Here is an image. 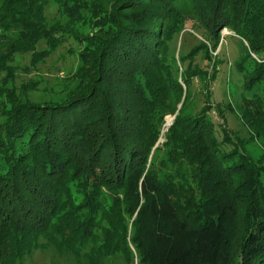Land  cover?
<instances>
[{"label":"trees","instance_id":"obj_1","mask_svg":"<svg viewBox=\"0 0 264 264\" xmlns=\"http://www.w3.org/2000/svg\"><path fill=\"white\" fill-rule=\"evenodd\" d=\"M186 1L0 0V264H18L42 240L70 264H264V159L213 101L216 71L202 106L186 112L208 71L196 57L214 67L206 40L216 50L228 27L241 40L243 88L263 90L239 114L227 107L264 134V0ZM190 20L203 39L179 54L185 90L173 54ZM88 23L92 36L82 34ZM69 37L87 41L80 63L50 82L40 65Z\"/></svg>","mask_w":264,"mask_h":264},{"label":"rangeland","instance_id":"obj_2","mask_svg":"<svg viewBox=\"0 0 264 264\" xmlns=\"http://www.w3.org/2000/svg\"><path fill=\"white\" fill-rule=\"evenodd\" d=\"M185 7L189 8L190 0L186 1ZM56 10V6H52L50 12L51 16L54 14ZM90 23L84 25L83 35L84 36H92L93 32H95L96 26H92ZM81 27V25H78ZM192 27V21H188L186 30L179 33L176 37V47L177 49L174 52L175 56V65L178 68V78L184 85V89H187V85L185 83L184 78L182 77V73L184 72V68L181 62V57L179 54L187 55L194 48L199 46L201 39H203V31L200 29L194 30ZM70 38V39H69ZM68 42H66L59 51L54 53L52 56L46 59V61L40 65L39 75H43V78H48L51 80L50 82L55 83V79H63L67 77V74L75 71L80 63L79 54L81 50L86 48L87 41L81 43L80 40L76 38L69 37ZM208 47L210 48L213 56V60L217 61L214 67H210L209 63L204 59L203 53L197 55V62L204 68L208 69L206 73H203L200 77L194 79L193 90H195L196 95L193 99V102H190L186 112L189 113L191 111L197 110V107H201L204 102V95L201 93L203 91L205 93V84L206 82H210L211 78L216 75V79L213 81V89H212V97L214 102H221L222 106L225 108V116L228 120V125L233 132L234 137H238L240 140V144L242 143L245 149L250 153V155L258 159H264V134L258 135L255 134V131L248 127V124L244 122L246 119L242 120L237 117L236 111H238V104H240L244 98H253L255 92H262L263 83L257 84L253 90L245 91L244 81L245 75L242 70L238 68L237 60L242 54L241 40L237 37V34L233 32L228 27H224L220 31V40L217 46V49L213 47V41L206 40ZM246 44V43H245ZM254 57H257L254 53L252 54ZM222 60V61H221ZM214 62V61H213ZM220 62V63H218ZM222 62V63H221ZM24 64L28 63V59L23 60ZM251 63H245V66L249 69ZM68 70V73H67ZM216 71V73H214ZM37 70H33L30 73L20 72L18 77V82L20 83L23 80H28L37 74ZM202 78V79H201ZM204 84V85H203ZM203 85V87H202ZM61 88L60 82L56 84ZM185 95H183L181 102L178 104V110L175 113L167 114L164 117V122L161 129V135L158 144L163 143L166 139V134L169 131L170 126L175 121L176 115L178 114L179 108L182 106ZM244 102V101H243ZM230 103V104H228ZM229 105H233L236 111L233 113L228 107ZM196 108V109H195ZM215 120L218 118L219 123H221L222 119L219 118L216 112H212ZM221 127H218V131L221 134ZM249 139H245V138ZM157 156L159 158H165V151L158 152ZM264 180V175H263ZM72 194L79 202L83 198V193L81 188L77 185V182L72 185ZM239 230V226L236 225L235 233L237 234ZM47 241L42 240V245H39L33 249L32 252L27 254L21 262L18 264H70L73 262L68 254L61 253L56 246L46 243ZM135 262L137 261V253L134 250ZM115 264H125L122 259L117 258ZM137 264V262H136Z\"/></svg>","mask_w":264,"mask_h":264}]
</instances>
